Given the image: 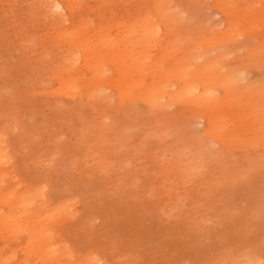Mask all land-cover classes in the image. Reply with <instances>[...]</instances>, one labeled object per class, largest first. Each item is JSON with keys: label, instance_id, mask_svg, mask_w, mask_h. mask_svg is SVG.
<instances>
[{"label": "rangeland", "instance_id": "rangeland-1", "mask_svg": "<svg viewBox=\"0 0 264 264\" xmlns=\"http://www.w3.org/2000/svg\"><path fill=\"white\" fill-rule=\"evenodd\" d=\"M63 1L0 0V264L54 263L16 182L66 206L58 264H264V0ZM191 80L215 110L156 99Z\"/></svg>", "mask_w": 264, "mask_h": 264}, {"label": "bare ground", "instance_id": "bare-ground-1", "mask_svg": "<svg viewBox=\"0 0 264 264\" xmlns=\"http://www.w3.org/2000/svg\"><path fill=\"white\" fill-rule=\"evenodd\" d=\"M50 7L52 8L54 12L60 15H62V12L67 9L63 0H52ZM159 32H160V29H156L155 33L159 34ZM152 41L153 40L147 41V44H151ZM119 42H123V41L119 40ZM147 61H148V57L141 61V69L143 68L144 64H147ZM234 68L239 69L241 72L244 70V68L241 65H237V64H234L233 71H234ZM167 86L168 85L160 86V93H159L160 95H158L156 99L164 100L165 102L169 104H173V105H177L179 103V105H182V107L186 108L187 110L192 106L202 108L205 111H211L217 108L216 104L218 100H216L217 98H216L215 90H212L208 87H204L198 83H195L192 80L182 83L180 86V89L176 90L173 93L167 92ZM108 88H111V87L107 86L103 88V90L108 89ZM79 90L80 89H78L76 86L73 89V91H70V92L78 93ZM204 103H206V105ZM214 123L217 126L219 125L218 120H214ZM3 135L4 134L0 130V164L7 163L10 160L9 155H8L7 144L4 140ZM13 174H12V177H13ZM15 185H16L15 187L11 186L9 191L6 194L7 199H9L10 201L9 206H11L12 207L11 210H13L10 213L11 218L9 217L8 219L11 220L12 223L15 222L14 225L10 223L12 224L11 225L12 227L10 229L12 230L13 228L16 231H19L18 229L23 228L24 230H27V235H30L32 237L38 236L40 241L44 244V247H46L44 251L45 255L48 257L49 260H54L53 264H58L59 258L64 254L63 249L65 250L66 258L71 259L73 257L72 251L66 244L62 243V240L56 234L57 230L55 228V226L57 225V219L63 214V212L65 214V212L67 211L66 206H64V204H61L60 207L59 206L55 207V206H52L49 202H46L43 197L44 194H42V191L40 187L38 186L36 187L38 189V191H36V194L34 193L32 194L28 190L18 191L20 189L19 188L20 184L18 185V183L16 182ZM38 201H41V205H40L41 207L39 205L35 206ZM4 220L5 222H8L7 218ZM60 222L62 221L60 220ZM202 237L200 236V238ZM94 257H92V259L96 260V258Z\"/></svg>", "mask_w": 264, "mask_h": 264}]
</instances>
